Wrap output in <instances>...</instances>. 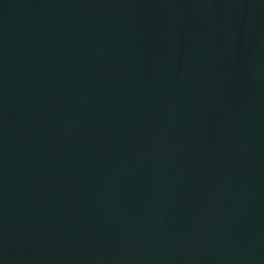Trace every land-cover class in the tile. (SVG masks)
Wrapping results in <instances>:
<instances>
[{"label":"water","instance_id":"obj_1","mask_svg":"<svg viewBox=\"0 0 264 264\" xmlns=\"http://www.w3.org/2000/svg\"><path fill=\"white\" fill-rule=\"evenodd\" d=\"M0 264H264V0H0Z\"/></svg>","mask_w":264,"mask_h":264}]
</instances>
